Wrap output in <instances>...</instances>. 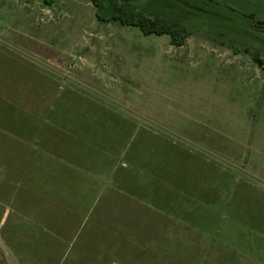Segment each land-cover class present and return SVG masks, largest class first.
<instances>
[{
	"label": "rangeland",
	"instance_id": "374dc122",
	"mask_svg": "<svg viewBox=\"0 0 264 264\" xmlns=\"http://www.w3.org/2000/svg\"><path fill=\"white\" fill-rule=\"evenodd\" d=\"M163 6L184 45L90 0H0V264L261 255L264 0Z\"/></svg>",
	"mask_w": 264,
	"mask_h": 264
},
{
	"label": "trees",
	"instance_id": "16d2710c",
	"mask_svg": "<svg viewBox=\"0 0 264 264\" xmlns=\"http://www.w3.org/2000/svg\"><path fill=\"white\" fill-rule=\"evenodd\" d=\"M52 5L55 0H43ZM96 7V14L102 22H117L139 27L146 35L168 34L175 45L182 46L191 34L187 26L164 8L163 0L151 7H141L135 0H90ZM254 59L263 63L258 55Z\"/></svg>",
	"mask_w": 264,
	"mask_h": 264
},
{
	"label": "crops",
	"instance_id": "0c3cea01",
	"mask_svg": "<svg viewBox=\"0 0 264 264\" xmlns=\"http://www.w3.org/2000/svg\"><path fill=\"white\" fill-rule=\"evenodd\" d=\"M264 249L260 248L259 246H256V252L255 254H257V252L261 253V255H257V257L255 256H251L250 258V264H264Z\"/></svg>",
	"mask_w": 264,
	"mask_h": 264
}]
</instances>
